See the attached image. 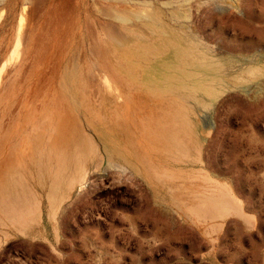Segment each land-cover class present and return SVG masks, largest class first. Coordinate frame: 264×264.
<instances>
[{
  "label": "rangeland",
  "instance_id": "374dc122",
  "mask_svg": "<svg viewBox=\"0 0 264 264\" xmlns=\"http://www.w3.org/2000/svg\"><path fill=\"white\" fill-rule=\"evenodd\" d=\"M0 264H264V0H0Z\"/></svg>",
  "mask_w": 264,
  "mask_h": 264
},
{
  "label": "bare ground",
  "instance_id": "6f19581e",
  "mask_svg": "<svg viewBox=\"0 0 264 264\" xmlns=\"http://www.w3.org/2000/svg\"><path fill=\"white\" fill-rule=\"evenodd\" d=\"M147 17L149 18V20L147 21V24L148 25H151V26H155V23L158 22V14L157 12H150L149 14H147ZM171 37L172 39L177 42V43H181V40H182V36L176 32H172L171 33ZM165 39V38H164ZM164 45V44H163ZM179 50H181V52H185V48L183 47H179ZM188 53V52H187ZM192 53V52H191ZM71 72V71H70ZM73 73V72H72ZM71 79V78H70Z\"/></svg>",
  "mask_w": 264,
  "mask_h": 264
}]
</instances>
